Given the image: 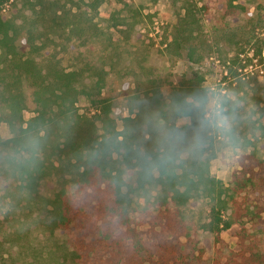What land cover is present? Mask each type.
Segmentation results:
<instances>
[{
  "label": "trees",
  "instance_id": "obj_1",
  "mask_svg": "<svg viewBox=\"0 0 264 264\" xmlns=\"http://www.w3.org/2000/svg\"><path fill=\"white\" fill-rule=\"evenodd\" d=\"M20 1L34 14L23 25L9 17L15 0H0V119L10 133L0 137V197L20 211L18 217L40 226L39 264H197L192 250L172 233L163 234L179 228L178 208L197 199L209 204L202 229L214 242L232 225L231 193L210 173L215 135L207 134L203 149L190 154L199 116L172 111L173 103L209 92L203 77L182 72L166 96L155 77L119 100L123 83L109 82L100 67H43L28 57L45 47L35 37L45 3ZM104 1L89 0L88 6L96 10ZM214 1L221 18L251 14L249 0ZM52 13L56 17V9ZM180 34L174 39L178 50ZM117 103L127 111L121 127L112 117ZM30 104L33 116L24 120ZM161 129H177L184 137L164 165ZM139 198H152L154 212L144 223L151 231L134 223ZM246 239L237 243V259L212 264H264V249Z\"/></svg>",
  "mask_w": 264,
  "mask_h": 264
},
{
  "label": "rangeland",
  "instance_id": "obj_2",
  "mask_svg": "<svg viewBox=\"0 0 264 264\" xmlns=\"http://www.w3.org/2000/svg\"><path fill=\"white\" fill-rule=\"evenodd\" d=\"M42 1L44 17L38 18L35 37L45 47L26 52L39 65L52 62L66 70L100 67L109 82L123 83L117 90L119 100L155 77L166 96L170 83L184 71L188 76L199 74L209 92L227 97L235 140L226 146L214 136L210 173L231 193L227 215L232 225L214 242L202 229L209 204L197 199L178 208L179 228H168L163 235L172 233L185 250H192L197 264L237 259L240 237L264 249V0L246 2L250 15L224 18L217 14L214 0H105L96 10L88 6L89 0ZM7 9L20 25L34 19L20 0ZM179 29L181 50L174 43ZM89 75L85 70L83 76ZM32 108L30 104L23 112L24 120L33 116ZM125 115L127 111L117 103L112 117L118 127ZM0 137H10L1 119ZM148 201L139 198L136 204L134 223L142 231H151L144 226L154 212ZM10 204L0 197V264H39L40 226L18 217L20 211L14 213Z\"/></svg>",
  "mask_w": 264,
  "mask_h": 264
},
{
  "label": "clouds",
  "instance_id": "obj_3",
  "mask_svg": "<svg viewBox=\"0 0 264 264\" xmlns=\"http://www.w3.org/2000/svg\"><path fill=\"white\" fill-rule=\"evenodd\" d=\"M228 99L215 92L192 96L189 100L173 103L172 111L178 115L196 114L199 116V127L189 144L192 155L201 151L207 141V134L215 135L226 146H231L235 140L233 129L234 118L226 110ZM164 143L167 145L160 158V165L173 159V150L177 144L184 142L183 134L177 129H161ZM35 145L33 144L32 147Z\"/></svg>",
  "mask_w": 264,
  "mask_h": 264
}]
</instances>
